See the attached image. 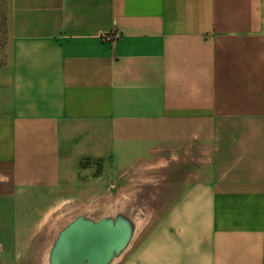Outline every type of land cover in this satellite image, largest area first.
Listing matches in <instances>:
<instances>
[{
    "label": "crops",
    "instance_id": "crops-1",
    "mask_svg": "<svg viewBox=\"0 0 264 264\" xmlns=\"http://www.w3.org/2000/svg\"><path fill=\"white\" fill-rule=\"evenodd\" d=\"M1 1L0 264H264V0Z\"/></svg>",
    "mask_w": 264,
    "mask_h": 264
},
{
    "label": "water",
    "instance_id": "water-1",
    "mask_svg": "<svg viewBox=\"0 0 264 264\" xmlns=\"http://www.w3.org/2000/svg\"><path fill=\"white\" fill-rule=\"evenodd\" d=\"M126 224L77 221L59 238L54 264H109L128 242Z\"/></svg>",
    "mask_w": 264,
    "mask_h": 264
},
{
    "label": "trees",
    "instance_id": "trees-1",
    "mask_svg": "<svg viewBox=\"0 0 264 264\" xmlns=\"http://www.w3.org/2000/svg\"><path fill=\"white\" fill-rule=\"evenodd\" d=\"M6 33H7L6 15L4 11V5L0 0V62L2 60V51L6 40Z\"/></svg>",
    "mask_w": 264,
    "mask_h": 264
},
{
    "label": "built area",
    "instance_id": "built-area-1",
    "mask_svg": "<svg viewBox=\"0 0 264 264\" xmlns=\"http://www.w3.org/2000/svg\"><path fill=\"white\" fill-rule=\"evenodd\" d=\"M121 37L120 32L118 31H113V32H109L106 34H103L101 36L102 41L107 42V43H113L116 40H118Z\"/></svg>",
    "mask_w": 264,
    "mask_h": 264
},
{
    "label": "rangeland",
    "instance_id": "rangeland-1",
    "mask_svg": "<svg viewBox=\"0 0 264 264\" xmlns=\"http://www.w3.org/2000/svg\"><path fill=\"white\" fill-rule=\"evenodd\" d=\"M98 172H99V167L96 166V172H95V174L97 175ZM93 204L94 203H90V210H93V209H96L97 210L98 208H93ZM95 205H102V203L101 202H99V203L97 202V204H95Z\"/></svg>",
    "mask_w": 264,
    "mask_h": 264
}]
</instances>
